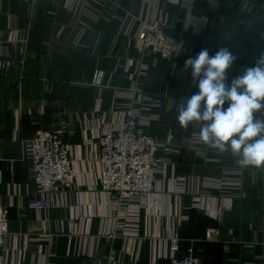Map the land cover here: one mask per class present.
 <instances>
[{"label":"crops","instance_id":"0c3cea01","mask_svg":"<svg viewBox=\"0 0 264 264\" xmlns=\"http://www.w3.org/2000/svg\"><path fill=\"white\" fill-rule=\"evenodd\" d=\"M107 1L119 7L115 19L91 18L66 0H0V36L26 41L11 49L16 66L0 73V203L10 213L0 264H167L175 245L179 258L194 247L202 264H264V168H241L230 152L201 143L199 123L181 128L177 106L198 91L184 71L188 58L171 76L174 64L139 53L135 39L140 20L163 13L167 33L190 45V57L204 47L238 57L230 82L264 54V0ZM96 71L105 74L100 113ZM164 97L176 102L173 110L153 106ZM130 106L151 137L178 153L138 209L135 235L108 241L117 221L95 152ZM39 130L65 136L75 177L35 212L28 205L39 195L23 145ZM211 229L218 234L207 241Z\"/></svg>","mask_w":264,"mask_h":264},{"label":"built area","instance_id":"2783aa9c","mask_svg":"<svg viewBox=\"0 0 264 264\" xmlns=\"http://www.w3.org/2000/svg\"><path fill=\"white\" fill-rule=\"evenodd\" d=\"M66 1L94 19H115L119 10L115 3L107 0ZM155 1L160 3L166 0ZM168 28L166 15H153L140 20L135 39L139 53H150L161 60L172 62L174 67L171 76H174L180 63L190 57L192 49L181 38L168 35ZM25 44L26 41L18 33H14L10 39L0 36V73H8L16 66V61L11 57V49ZM134 66V61H129L125 69L129 71ZM104 77L103 71H96L93 79V85L99 91L95 102L97 113H100L103 102ZM152 102L153 106H164L169 111L176 105L175 101L165 97L156 103ZM120 112L121 123L116 129L101 133L95 152L101 191L108 196L117 221L116 228L103 236L108 241L120 235L125 236L127 230L135 235L138 209L142 207L143 200L155 190L158 176L163 175L171 165L170 155L177 152L171 149L169 143H161L147 133V125L140 120V111L130 106ZM23 146L24 157L32 165V179L39 195L38 199L29 203L28 210L41 212L49 208L51 199H56L73 186L75 174L70 148L62 133L42 130L25 141ZM9 222V210L0 203V248L9 240ZM217 234L216 230H209L206 240H213ZM171 250L173 255L167 264H202L201 257L192 246L181 258L176 257L178 246H173Z\"/></svg>","mask_w":264,"mask_h":264},{"label":"clouds","instance_id":"9594fccd","mask_svg":"<svg viewBox=\"0 0 264 264\" xmlns=\"http://www.w3.org/2000/svg\"><path fill=\"white\" fill-rule=\"evenodd\" d=\"M238 57L228 48L214 55L204 47L189 57L184 71L190 70L198 91L177 106V121L187 130L201 125L199 141L220 154L230 152L241 168H264V54L230 82L227 72ZM225 104L227 107L225 108Z\"/></svg>","mask_w":264,"mask_h":264},{"label":"trees","instance_id":"16d2710c","mask_svg":"<svg viewBox=\"0 0 264 264\" xmlns=\"http://www.w3.org/2000/svg\"><path fill=\"white\" fill-rule=\"evenodd\" d=\"M196 251V250H195ZM197 254H198V252H197Z\"/></svg>","mask_w":264,"mask_h":264},{"label":"water","instance_id":"95a60500","mask_svg":"<svg viewBox=\"0 0 264 264\" xmlns=\"http://www.w3.org/2000/svg\"><path fill=\"white\" fill-rule=\"evenodd\" d=\"M169 35V33H167Z\"/></svg>","mask_w":264,"mask_h":264}]
</instances>
